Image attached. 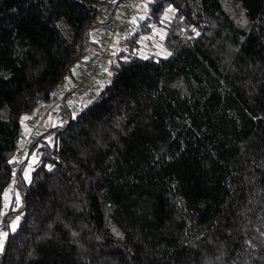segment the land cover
Wrapping results in <instances>:
<instances>
[{
  "label": "trees",
  "instance_id": "trees-1",
  "mask_svg": "<svg viewBox=\"0 0 264 264\" xmlns=\"http://www.w3.org/2000/svg\"><path fill=\"white\" fill-rule=\"evenodd\" d=\"M100 1L0 0V264H264V0H152L22 180V119L98 54ZM169 7V55L140 57Z\"/></svg>",
  "mask_w": 264,
  "mask_h": 264
},
{
  "label": "rangeland",
  "instance_id": "rangeland-1",
  "mask_svg": "<svg viewBox=\"0 0 264 264\" xmlns=\"http://www.w3.org/2000/svg\"><path fill=\"white\" fill-rule=\"evenodd\" d=\"M151 1L152 0H137V4L134 5V8H135V11L138 17L137 19L136 18L134 19L136 20L134 24H136L137 21H141L147 16L148 6H149L148 4ZM173 13H174V9L172 7L167 8L159 24L151 23V25L153 26L151 33L142 36L138 40V43H139L138 55L140 57H147L149 55H153L156 57H167L169 55V51L163 45V39H164V35L166 32V24L170 20V18L173 16ZM103 31H104V28H101L100 39L103 38V35H104ZM127 33L128 32H126L123 35V37H126ZM117 36L118 35H115L112 38V43L109 46L108 51L113 52L114 49L118 47V46L115 47L117 44L114 43V40ZM100 49L103 50V48H100ZM105 70L107 73V77L104 80L100 81V84L98 87L94 88L93 92L95 94H97L100 91V89H102L111 79L112 72L109 71L108 68L107 69L105 68ZM72 71H74L72 74L73 76L75 74V67L73 68ZM70 84H71V79L68 80L64 85L63 91H66V93H62V96L63 95L65 96L63 97L61 104L55 103V104L50 105L48 108H44V109L40 108V111H43L44 115L48 116V118L46 117L47 119L45 117L41 118V116L38 119H36V116L34 117L30 116L28 119L26 117H23L22 119L24 137L20 140V147H19V152L16 155V160L18 162H25L23 170H22V174H21L22 180L24 182L29 181L30 173L34 165L39 160L38 148L40 145L43 144V142H39L38 147H36L31 152L28 150L30 143L33 141L34 137L38 136L40 132H47V130H49L50 128L61 126L63 124V118L60 115L59 108L66 107L65 104H63L64 100L66 104L68 105H72L73 103L72 99L70 100L69 97L67 99V94L69 93L67 88ZM83 106L84 105H82L81 107L79 106V110ZM71 114L75 115V113H71ZM52 135H53V132H49L46 135L47 136L46 141L49 142L50 144H52L53 142ZM14 176H15V173H14ZM14 176L10 184L7 186L4 196H3V212L0 217V249L2 248L3 241L5 239V236L7 235V232L15 228L17 220L16 218H13L12 213L16 211L17 207L20 205V202H21V196L19 192L15 189V177ZM7 214L12 215L13 219L10 222V224L7 225L8 227L6 229H3L2 225L5 224L4 217Z\"/></svg>",
  "mask_w": 264,
  "mask_h": 264
},
{
  "label": "built area",
  "instance_id": "built-area-1",
  "mask_svg": "<svg viewBox=\"0 0 264 264\" xmlns=\"http://www.w3.org/2000/svg\"><path fill=\"white\" fill-rule=\"evenodd\" d=\"M137 0L119 1V0H101L97 5L98 16L103 18L104 35L100 40L101 48L94 59L87 65L78 67L75 74L72 76L71 84L68 86V97L73 100L72 105L63 104L70 108L71 113H76L79 106L86 105L95 97L94 88L98 87L101 80L107 77L105 68L108 67V51L112 43V38L115 35L123 36L130 30L134 24V19H137L134 5ZM123 41V40H122ZM60 87H56L54 95L50 99V103L45 104L44 108H48L52 104H61L63 98H58L57 92ZM39 114L36 115V119Z\"/></svg>",
  "mask_w": 264,
  "mask_h": 264
},
{
  "label": "crops",
  "instance_id": "crops-1",
  "mask_svg": "<svg viewBox=\"0 0 264 264\" xmlns=\"http://www.w3.org/2000/svg\"><path fill=\"white\" fill-rule=\"evenodd\" d=\"M120 2L121 1H124V0H119ZM101 19V17L100 16H98V19L97 20H95L94 21V27H92L91 28V31H90V33H91V35H92V38H93V40H95V41H97L98 42V40H99V38H100V36H101V28H102V26H101V24H100V20ZM98 31V32H97ZM97 32V33H96ZM119 36V37H118ZM116 38H115V40H114V43H116L117 45L115 46V47H117V46H121V43H122V40H123V36H120V35H118ZM98 48V47H97ZM98 50V49H97ZM93 50H90V55H93ZM79 66H81V65H78V66H75V72L77 71V69H78V67ZM74 72V71H73ZM38 114H39V117L41 116V118L42 117H47L48 118V116L46 115H44V113L42 112L41 114H40V111L38 112ZM46 118V119H47ZM36 127H37V125H36Z\"/></svg>",
  "mask_w": 264,
  "mask_h": 264
}]
</instances>
